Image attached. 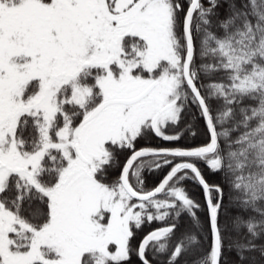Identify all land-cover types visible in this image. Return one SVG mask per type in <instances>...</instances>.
Here are the masks:
<instances>
[{"label": "snow or ice", "instance_id": "obj_1", "mask_svg": "<svg viewBox=\"0 0 264 264\" xmlns=\"http://www.w3.org/2000/svg\"><path fill=\"white\" fill-rule=\"evenodd\" d=\"M0 264H264V0H0Z\"/></svg>", "mask_w": 264, "mask_h": 264}, {"label": "trees", "instance_id": "obj_2", "mask_svg": "<svg viewBox=\"0 0 264 264\" xmlns=\"http://www.w3.org/2000/svg\"><path fill=\"white\" fill-rule=\"evenodd\" d=\"M200 126L202 127L203 126V122L200 121ZM204 142L203 138H197L196 140H193L192 143H202ZM162 141L156 139V138H151L150 140L148 141H141L139 144H138V147H143V146H147V145H151V146H156V145H159L161 144ZM182 143H185V141H182ZM123 163V159L121 161ZM207 171V170H206ZM162 175V174H161ZM160 177H156V176H150L147 178V183L149 186H152L154 185L158 180H159ZM190 188H192V191H193V195L196 196L198 199H200L201 202H203V194L201 192V190L198 188V187H195L193 185H190ZM232 259H235V254L233 253L232 254Z\"/></svg>", "mask_w": 264, "mask_h": 264}]
</instances>
